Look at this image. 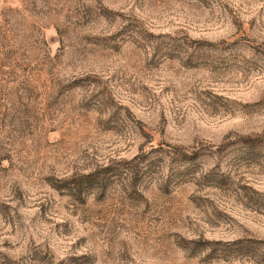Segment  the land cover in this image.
Returning a JSON list of instances; mask_svg holds the SVG:
<instances>
[{
  "label": "rangeland",
  "instance_id": "rangeland-1",
  "mask_svg": "<svg viewBox=\"0 0 264 264\" xmlns=\"http://www.w3.org/2000/svg\"><path fill=\"white\" fill-rule=\"evenodd\" d=\"M0 264H264V0H0Z\"/></svg>",
  "mask_w": 264,
  "mask_h": 264
}]
</instances>
